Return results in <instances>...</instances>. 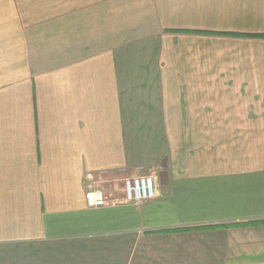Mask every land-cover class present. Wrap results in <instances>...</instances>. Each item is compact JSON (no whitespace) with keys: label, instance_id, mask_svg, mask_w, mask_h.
<instances>
[{"label":"crops","instance_id":"0c3cea01","mask_svg":"<svg viewBox=\"0 0 264 264\" xmlns=\"http://www.w3.org/2000/svg\"><path fill=\"white\" fill-rule=\"evenodd\" d=\"M10 3L0 264H264V0Z\"/></svg>","mask_w":264,"mask_h":264},{"label":"built area","instance_id":"2783aa9c","mask_svg":"<svg viewBox=\"0 0 264 264\" xmlns=\"http://www.w3.org/2000/svg\"><path fill=\"white\" fill-rule=\"evenodd\" d=\"M156 182L152 174L138 175L126 178L123 181L121 193L123 201L132 205H139L142 202L152 199L156 196ZM86 199L90 207H105L107 200L101 191H89Z\"/></svg>","mask_w":264,"mask_h":264},{"label":"rangeland","instance_id":"374dc122","mask_svg":"<svg viewBox=\"0 0 264 264\" xmlns=\"http://www.w3.org/2000/svg\"><path fill=\"white\" fill-rule=\"evenodd\" d=\"M0 1L1 2H3V1H9L10 2L11 1L10 5L13 6V9H14L16 3H17V0H0ZM8 9H10V8H8ZM149 174H151V170H149V169H146V170H138L137 176L138 175H149ZM248 227H251V226H244V228H248Z\"/></svg>","mask_w":264,"mask_h":264}]
</instances>
